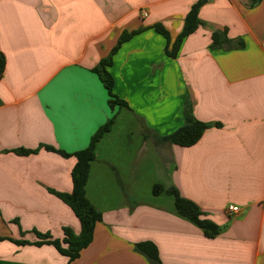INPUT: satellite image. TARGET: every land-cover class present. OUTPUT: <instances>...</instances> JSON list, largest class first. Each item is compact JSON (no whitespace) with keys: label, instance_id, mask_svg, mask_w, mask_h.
<instances>
[{"label":"crops","instance_id":"0c3cea01","mask_svg":"<svg viewBox=\"0 0 264 264\" xmlns=\"http://www.w3.org/2000/svg\"><path fill=\"white\" fill-rule=\"evenodd\" d=\"M198 1L0 0V237L80 232L74 211L50 191H72L77 159L45 146L78 152L118 117L122 107H110L94 71L112 57L113 92L129 108L124 132L115 119L96 147L86 193L103 220L73 264H151L135 249L144 241L164 264H264V0H207L202 24L169 57L153 26L173 42ZM224 30L230 43L212 48ZM188 99L211 126L190 147L164 141L184 124ZM150 142L172 164L170 184L220 226L216 237L179 216L174 199H143ZM230 205L240 211L229 215ZM68 262L53 245L0 241V264Z\"/></svg>","mask_w":264,"mask_h":264},{"label":"trees","instance_id":"16d2710c","mask_svg":"<svg viewBox=\"0 0 264 264\" xmlns=\"http://www.w3.org/2000/svg\"><path fill=\"white\" fill-rule=\"evenodd\" d=\"M207 2V0H199L196 2L190 12L185 18V25L183 31L180 35L172 42L170 34L167 29L161 24H156L153 28L161 33L167 40L166 54L169 57L176 58L179 54L180 48L184 40L194 33L202 24L200 18V9ZM139 33V31H133L131 33H124L118 45L114 48L113 54H115L120 46L132 38L134 35ZM230 43V39L226 30L221 32H215L213 34L212 48H220L225 44ZM112 65V57L103 60L94 69L97 72L106 89L108 90L110 99L109 104L111 108L116 105L120 107H128L127 101L119 98L114 92V79L109 71V67ZM5 69V58L3 54L0 53V76L3 74ZM184 124L177 128L172 133L163 137L164 141L171 142L176 145L190 147L196 144L203 136L206 129H208L211 124L198 120L192 112V104L188 99L185 101L184 105ZM116 115H113L104 125H102L92 136L90 144L75 153H67L62 150H58L52 146H45L46 149L50 151H55L64 157L74 156L77 162L72 170V181L73 188L70 192H58L55 190H50L53 194L63 200L70 208L74 211L77 218L81 223V230L77 233L72 227L65 226L63 228L62 238H55L48 233H41L36 231L38 240L31 242L29 240L21 239L16 240L13 238L0 237V241L3 239H10L17 243L18 245H44L49 244L57 248V250L69 258L68 264H73V262L80 257L83 249L88 247L94 238L95 227L98 222L103 220V214L99 211L96 206L90 201L86 193V186L90 177V169L92 162L96 159V147L100 140L105 134L111 131L115 123ZM38 149L28 150V149H18L16 152L27 155L31 153H37ZM168 193L174 199V205L176 213L199 226L205 236L209 238H214L220 233V226L213 220L205 217L204 212L200 207L191 199L183 196L179 189L172 185L165 188L161 184H155L153 188L154 195H160L162 193ZM136 251L145 255L151 264H164L160 258L159 250L157 245L152 241H144L135 244Z\"/></svg>","mask_w":264,"mask_h":264},{"label":"rangeland","instance_id":"374dc122","mask_svg":"<svg viewBox=\"0 0 264 264\" xmlns=\"http://www.w3.org/2000/svg\"><path fill=\"white\" fill-rule=\"evenodd\" d=\"M121 109V112L119 113V115H117L118 117L116 118V132H124L123 119L125 118L127 112L123 107ZM167 161L165 160V158H163V156H159L158 152L156 151V147L150 142L149 158L146 164L147 173L144 174L143 179L141 181L142 197H146L143 198L144 200H155V198L158 197L160 198L157 201L159 203L168 202V200L173 199V197L166 192L157 196L153 193V188L155 184H161L165 188L172 186L170 184L172 164L169 162L167 164Z\"/></svg>","mask_w":264,"mask_h":264},{"label":"built area","instance_id":"2783aa9c","mask_svg":"<svg viewBox=\"0 0 264 264\" xmlns=\"http://www.w3.org/2000/svg\"><path fill=\"white\" fill-rule=\"evenodd\" d=\"M240 211V207L239 206H234V205H230L229 208H228V213L229 215H233L237 212Z\"/></svg>","mask_w":264,"mask_h":264}]
</instances>
